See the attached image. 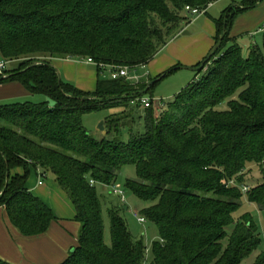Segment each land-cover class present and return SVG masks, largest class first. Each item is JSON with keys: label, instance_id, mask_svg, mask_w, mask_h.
I'll return each mask as SVG.
<instances>
[{"label": "trees", "instance_id": "16d2710c", "mask_svg": "<svg viewBox=\"0 0 264 264\" xmlns=\"http://www.w3.org/2000/svg\"><path fill=\"white\" fill-rule=\"evenodd\" d=\"M217 1L0 0V59L17 63L4 71L0 84L17 83L53 103L0 105V207L20 235H43L57 219L26 189L31 168L40 179L53 177L80 226L76 245L61 264H241L257 250L254 221L249 215L235 220L234 213L243 196L264 210V43L243 55L229 31L238 14L264 0H244L223 12L216 21L215 44L221 40V45L205 74L160 117L151 107L143 110V129L128 128L126 140L120 138L127 128L120 119L106 117L105 136L95 138L82 116L130 109L154 84L97 78L95 90L83 92L58 83L51 66L54 59H91L98 73L99 65L135 70L191 22L186 7L204 9ZM128 119L132 123L133 115ZM127 166L134 168L135 179H126L123 189L144 205L141 217L157 229L149 261L144 241L130 234L120 208L106 210L110 245L103 241L96 188H114ZM252 167L262 182L243 192ZM0 264L9 263L0 259ZM253 264H264V255Z\"/></svg>", "mask_w": 264, "mask_h": 264}, {"label": "rangeland", "instance_id": "374dc122", "mask_svg": "<svg viewBox=\"0 0 264 264\" xmlns=\"http://www.w3.org/2000/svg\"><path fill=\"white\" fill-rule=\"evenodd\" d=\"M243 1L244 0H219L213 3L206 10V13L208 12V14H210V16L212 17H217L219 16V14L223 9H226L227 7L233 5L234 3L239 5ZM259 28L263 29L264 25L260 26ZM249 38L251 37L247 35L242 36L237 40L238 45L242 47V42L249 41ZM262 38L263 35H254L252 37V39L256 40L257 44L260 46L262 45L263 42ZM242 53L246 54V49L243 50ZM16 66L17 63H9L8 70H13ZM63 66H68L67 67L68 74L71 77L75 76L76 79H78V77L83 76V79L87 80L88 77L90 76V78L93 79L94 86L97 78L100 80L110 79V70L108 68H102L100 69V72L99 73L97 72L96 74V70H97L96 66L87 63L85 60H74V62L68 63V65H63ZM206 68L203 69L202 72L199 73V75L196 77H195V73H190V71H186V70H175L176 68H170L169 70H167L166 73L162 75L164 77L161 80H159L156 84H154L147 93L142 95V98L150 99L154 102V105L151 106V112L153 116L160 117L162 114L168 112L169 102L172 101L174 97L178 95L185 87H187L190 83H192V81L196 80L197 78L200 79L202 75L205 74ZM171 70H175V71L170 72ZM57 71L60 75L61 80L64 81L63 80L64 74L61 72L60 69H57ZM145 71L146 70L143 69L142 66H140L137 67L135 70H132V75L135 78L142 77L140 75L145 73ZM138 84L139 85L145 84V82L141 83L140 80ZM44 101H48L49 104L51 105L53 104L50 100H48L44 96L30 95L27 97H21V96L9 97L7 99L0 101V105L22 103V102L40 103ZM138 101L139 99L133 101L134 104H132L133 102L131 103L132 107H130V109L127 107H122L119 108V110H117L118 108H116V110L112 111L113 114H109L108 110L85 114L82 116V125L91 136L98 138V135L100 133V130H98V126L100 122H103V120H105L106 117L112 115L114 118L120 119L119 120L120 124H125L127 126V128H122L120 131V135H121L120 138L126 140L128 135V128L133 129L134 131H141L143 129L141 116L143 114L144 109L141 107V105H139L140 107H135ZM225 109L226 106L217 108V110L219 111H223ZM130 115H133L134 121L132 123H130L129 119L127 121L124 120L126 117ZM126 179H135V171L132 166H127L121 170V172L117 176V180L114 184V188L112 187L96 188L97 194L100 196L101 204H102V215L104 222L103 241L106 246L110 245L109 223H108V218L106 216V210L112 209L114 207L120 208L121 210L120 215L124 219L130 234L134 238L137 239L141 238L144 241L145 249H146V259L149 261L151 258V245L153 242L158 241L157 229L154 225L148 222L142 224L138 222V218L141 217L140 211L144 207V205L140 201H138L133 195H131L129 192L123 189ZM41 181L43 183V188H38L37 175L35 174L34 170L30 168V172L25 187L26 189H29L30 187L32 190L31 193H33L34 195L36 192L34 193L33 190L36 191V189H39L38 191H40V193L41 192L46 193V197H43L44 200L42 199L43 203H45L52 210L55 208L53 210L55 215L63 218L62 220L65 222V224H67L65 225V227L69 229L68 234L70 237L73 238L74 246H75L78 235L77 230H75L76 228L75 226L77 227L80 226L78 223L74 221L73 222L67 221L71 219L73 216V210L71 205L68 203H64L65 205L63 204L64 206L61 207L55 205L56 203H59L58 198H61V200L63 199L60 195L56 196L54 192L52 193V183L54 181H53V177L50 174H47L46 176L41 178ZM261 182H262L261 175L257 168L252 167L245 172L244 186H246L248 189L257 186ZM113 190L122 191L123 196L122 197L117 196L118 194H115ZM244 215H249L254 221L257 228V232L259 234L260 245L257 248V250H255L248 257H246L241 264H253L258 255L261 254L264 255V210L260 211L255 205L249 203L245 196H243L241 199L240 208L234 213V219L239 220ZM231 231H232V227L228 228L227 234H230Z\"/></svg>", "mask_w": 264, "mask_h": 264}, {"label": "crops", "instance_id": "0c3cea01", "mask_svg": "<svg viewBox=\"0 0 264 264\" xmlns=\"http://www.w3.org/2000/svg\"><path fill=\"white\" fill-rule=\"evenodd\" d=\"M240 6L241 4L237 5L234 3L223 9L217 17H212L207 12L205 15L192 18L191 22L183 27L178 35L151 62L142 66L146 71L140 75L142 77H139L141 83L145 82V84L149 85L150 82L160 78L170 68H194L198 66L215 45L217 36L216 21L220 19L226 10ZM262 25H264V1L259 3L254 9L242 12L235 17L229 31V38L238 45L237 40L242 36L251 37L249 41L242 42V47L238 45L242 51L246 49V54L242 53L243 55H247V51L251 46L258 45L256 40L252 39L254 35H263L262 44L264 43V28H259ZM72 62H74L73 59H54L51 61V66L56 71L57 69L61 70L64 74L63 80L66 83L73 85L80 91L93 92L95 86L90 76L85 80L83 76L76 79L75 76L71 77L68 74V66L63 65H68V63ZM17 96L27 97L30 95L17 83L0 84V101ZM152 105H154V102ZM114 110L116 109L108 110L109 114H113L112 111ZM103 123L105 124V120H103ZM103 136H105L104 131L99 133L98 138ZM35 174L37 175V182H39V171H36ZM38 188H43V183L40 186L38 185ZM27 190L32 192L30 187ZM38 190H33V192H36L35 196L43 202V197H46V193H40ZM53 192L56 196L60 195L63 199L58 198L59 203L55 205L61 207L65 205L64 203L69 204L57 190L54 182L52 183ZM56 218V221L51 223L45 234L27 238L20 235L17 229L10 224L5 210L0 207V259L9 264H61L64 262L75 246L73 238L68 234L69 229L65 227L67 224L62 220L63 218L59 216H56ZM67 221L73 222V216ZM75 227L78 234L79 227Z\"/></svg>", "mask_w": 264, "mask_h": 264}, {"label": "built area", "instance_id": "2783aa9c", "mask_svg": "<svg viewBox=\"0 0 264 264\" xmlns=\"http://www.w3.org/2000/svg\"><path fill=\"white\" fill-rule=\"evenodd\" d=\"M212 4H209L206 8L204 9H197V8H190V7H186L185 8V12H187L189 14V16L191 18H194L196 16H200L202 14L206 13V10L211 6ZM87 63L95 65V63L91 60V59H86L85 60ZM8 62H5L3 60L0 59V76L4 75V71L8 70ZM96 66V65H95ZM100 69L102 68H108L110 70V78L112 80H116L119 78H123L125 81L130 82L132 85H137L140 82L139 77L135 78L132 75V70L127 68V67H104L102 65L98 66ZM141 105V107L145 110L149 107L152 106L153 101L150 99H146V98H140L138 101ZM42 184L41 179L39 178V182L38 185L40 186ZM90 184L92 185L93 182H90ZM115 194H118L117 196L121 195V192L119 190H113ZM242 191L246 192L248 191V188L246 186H242ZM138 222L139 223H144L145 220L142 217L138 218Z\"/></svg>", "mask_w": 264, "mask_h": 264}, {"label": "water", "instance_id": "95a60500", "mask_svg": "<svg viewBox=\"0 0 264 264\" xmlns=\"http://www.w3.org/2000/svg\"><path fill=\"white\" fill-rule=\"evenodd\" d=\"M220 45H221V40H219L213 46V48L211 49V51L209 52V54L204 58V60L199 64V66L194 67V68H180L179 67V68H176V69H184V70H187V71H190V72H193V73L202 71L203 69H205V66L207 64H209L210 60L215 55V53L219 50ZM6 77H7L6 75L0 76V81H2L3 79H5ZM57 77H58V83H60L61 78H60V75H59L58 72H57ZM161 77H164V76H161ZM159 80H160V78H158L157 80H154V81L150 82L148 86H151V85L155 84ZM142 95H144V92L142 93ZM98 130H100V132H103L104 131V123L103 122H100V124L98 126ZM72 251H73V249L70 252H72Z\"/></svg>", "mask_w": 264, "mask_h": 264}]
</instances>
